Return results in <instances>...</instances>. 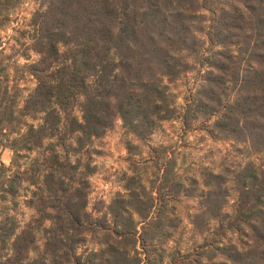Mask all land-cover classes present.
Masks as SVG:
<instances>
[{
  "label": "trees",
  "instance_id": "trees-1",
  "mask_svg": "<svg viewBox=\"0 0 264 264\" xmlns=\"http://www.w3.org/2000/svg\"><path fill=\"white\" fill-rule=\"evenodd\" d=\"M40 8L31 19L34 36L31 47L39 55L30 67L35 87L24 101L23 115H41L40 124L30 126L13 151L29 150L45 144L46 155L39 165L30 166L27 182L40 184L42 193L34 202L37 217L34 227L41 228L42 244L38 250L34 228L25 225L18 233L15 228L0 233L10 241L9 255L0 264H71L75 262V248L82 240V231L89 220L85 211L88 182L77 173L78 160L70 163L57 153L65 150V137L74 136L73 152H80L87 140L101 136L118 117L122 126L136 137H147L159 121L171 119V106L162 81L171 82L188 68L186 52L192 51L189 42L191 24L198 13V0H38ZM245 6L254 23L249 24L262 39L253 42L247 55L231 61L221 50L212 54L210 71L204 75L201 89L194 101V115L215 117V133L235 140H246L253 147L264 146V0H237ZM5 0H0V8ZM259 26L262 27L260 34ZM216 34L222 50L235 45L230 24L220 26ZM224 28L227 30H224ZM225 31V33H224ZM228 33V34H226ZM260 50L259 52L257 50ZM230 63L225 64L221 59ZM254 63L241 72L240 63ZM234 89L233 99L226 95ZM16 93L8 96L5 88L0 111V126L15 109ZM1 105V103H0ZM80 119L71 116L75 106ZM193 106V105H192ZM187 112V109L185 111ZM54 140V142H49ZM258 148V149H260ZM259 151V150H258ZM39 167H42L39 168ZM0 164V176L3 175ZM242 184L237 200L243 208L248 202L250 246L240 251L222 249L224 261L213 264H264V167L241 171ZM40 175L37 182L36 175ZM210 179L222 180L206 173ZM250 178L248 187L243 183ZM204 186L209 189V183ZM3 184L4 183H0ZM7 192V191H5ZM214 196V197H211ZM223 191L207 190L205 214L217 218L223 201ZM127 199L114 201L109 212L133 239V215L147 219L155 198L143 188L130 192ZM214 198V200H213ZM213 200V201H212ZM134 226V227H133ZM37 249L36 256L28 258ZM85 264H136L128 253L114 245H107L98 255H91Z\"/></svg>",
  "mask_w": 264,
  "mask_h": 264
},
{
  "label": "rangeland",
  "instance_id": "rangeland-1",
  "mask_svg": "<svg viewBox=\"0 0 264 264\" xmlns=\"http://www.w3.org/2000/svg\"><path fill=\"white\" fill-rule=\"evenodd\" d=\"M38 3V0H5L0 8V111L3 90L7 89L8 96L16 93L15 109L0 126V164L6 168L0 176V183H4L0 184V224L5 230L15 228V233L31 224L34 247L39 250L41 228L48 227L49 222L37 229L33 226L37 217L34 202L42 189L40 184L30 185L26 178L29 167L39 165L46 155L45 144L13 151L20 146L18 141L25 131L40 124L41 115L21 112L36 85L30 67L37 63L39 55L31 47L34 32L30 24L34 12L40 8ZM197 3L200 8L189 37L193 49L184 54L188 68L175 80L162 81L175 109L173 117L157 122L145 138L130 133L116 117L107 131L87 140L80 152L72 151L75 146L72 135L65 137V150L56 147L57 153L70 163L78 160L77 173L83 174L88 182L85 211L89 220L75 248L77 264H85L88 257L98 255L107 245L125 250L136 264H213L224 261L222 249L243 251L251 244L245 224L248 215L243 212H247L250 201L245 199L248 203L241 208L237 190L242 184L243 169L264 167V146L253 147L246 140L224 138L214 131L215 117L194 115L192 110L193 99L204 84V75L212 70L209 63L212 54L221 50L231 61H237L247 55L243 53L245 46L248 51L253 42L259 46L262 37L251 31L249 24L254 23L251 13L237 0H198ZM225 23L231 25L228 33L235 34L232 37L235 45L222 50L213 34ZM259 31L262 34L260 26ZM229 59L221 60L231 67L227 63ZM249 65L255 66L240 63L241 72L247 71ZM226 87V95L232 100L234 89L230 84ZM69 113L80 119L76 106ZM206 173L218 175L222 180L208 181ZM35 178L40 181V175ZM249 180L243 181L248 187ZM207 181L209 189L204 186ZM218 186L223 191V203L217 218L209 219L205 214V197L207 190L215 192ZM140 187L155 201L147 219L133 215L135 228L133 239H129L124 232H129L131 226L125 229L119 225L109 206L114 201L120 210L119 200H128V194ZM261 200L264 204V199ZM4 234L0 233L1 259L9 255L10 241L4 239ZM37 249L29 252V259L36 256Z\"/></svg>",
  "mask_w": 264,
  "mask_h": 264
}]
</instances>
